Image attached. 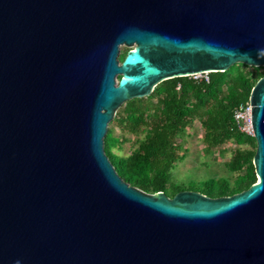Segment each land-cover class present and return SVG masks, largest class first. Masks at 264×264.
Returning <instances> with one entry per match:
<instances>
[{
  "label": "water",
  "instance_id": "1",
  "mask_svg": "<svg viewBox=\"0 0 264 264\" xmlns=\"http://www.w3.org/2000/svg\"><path fill=\"white\" fill-rule=\"evenodd\" d=\"M236 64L264 0H0V264H264V77L247 190L148 194L106 153L123 104Z\"/></svg>",
  "mask_w": 264,
  "mask_h": 264
},
{
  "label": "trees",
  "instance_id": "2",
  "mask_svg": "<svg viewBox=\"0 0 264 264\" xmlns=\"http://www.w3.org/2000/svg\"><path fill=\"white\" fill-rule=\"evenodd\" d=\"M229 71L208 73V81L190 77L170 79L159 84L162 97L157 103L149 99H133L125 103L118 115L123 111L129 115L124 124L119 122L121 128L133 134L143 125L149 129L139 150L126 158L110 152L118 139L111 131L106 136V153L125 182L146 193L165 192L170 169L181 159L177 135L197 117L202 121L208 151L229 140L239 144L255 140L240 132L234 121L235 108L249 100L252 88L246 81L230 76ZM258 77L263 78L264 72H259ZM200 106L204 109L199 110ZM255 152L236 150L228 164L230 171L242 173L237 192L247 190L257 181L253 165ZM202 192L212 198L231 195L225 180H211Z\"/></svg>",
  "mask_w": 264,
  "mask_h": 264
},
{
  "label": "rangeland",
  "instance_id": "3",
  "mask_svg": "<svg viewBox=\"0 0 264 264\" xmlns=\"http://www.w3.org/2000/svg\"><path fill=\"white\" fill-rule=\"evenodd\" d=\"M132 48L133 47H128L126 45L120 47V54L118 57L120 62L124 60L127 53ZM259 72H264V67L249 68L243 64H236L230 68L229 75L233 78H240L246 81L253 90L254 86L259 81ZM161 97L162 93H160L159 85H157L154 87L153 93L149 97L143 99H149L150 102L157 103ZM124 105L125 104L118 109L116 115L109 124V131H111L112 136L118 139L117 144L110 149V152L121 158H126L134 151H138L142 143L146 140L149 132L146 125L139 127L134 134L124 131L121 128L119 122H123L124 124L129 115L124 111L122 115H118V112L123 110ZM203 109L204 107L200 106L199 110ZM150 114H153V112H150ZM176 139L180 146L178 154L181 156V159L177 160L170 169L171 175L167 184V189L164 192L169 198H173L180 192V189H182V191L190 190L204 194L202 190L205 189V184H209L211 180H225L231 190V195L227 196L240 193L239 191L237 192V184L242 177V173L230 171L228 164L232 160L236 150L255 152V140L252 143L242 144L237 143L235 140H229L222 146H214L208 151L207 144L205 143V131L199 117L193 119L192 124L184 128L182 132L177 135ZM191 188H195V190H191Z\"/></svg>",
  "mask_w": 264,
  "mask_h": 264
},
{
  "label": "built area",
  "instance_id": "4",
  "mask_svg": "<svg viewBox=\"0 0 264 264\" xmlns=\"http://www.w3.org/2000/svg\"><path fill=\"white\" fill-rule=\"evenodd\" d=\"M249 68H256L248 66ZM195 80L205 78L208 81V73H197L190 76ZM234 121L240 132L254 137L252 125V107L250 99L246 102L239 104L234 110Z\"/></svg>",
  "mask_w": 264,
  "mask_h": 264
}]
</instances>
